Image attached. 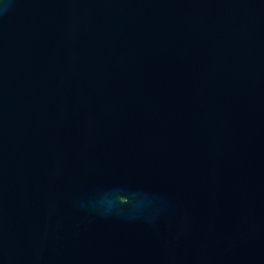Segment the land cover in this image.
Listing matches in <instances>:
<instances>
[{"label":"water","instance_id":"95a60500","mask_svg":"<svg viewBox=\"0 0 264 264\" xmlns=\"http://www.w3.org/2000/svg\"><path fill=\"white\" fill-rule=\"evenodd\" d=\"M0 264H264V0H0Z\"/></svg>","mask_w":264,"mask_h":264}]
</instances>
